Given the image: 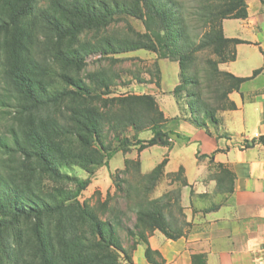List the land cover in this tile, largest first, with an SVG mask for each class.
I'll use <instances>...</instances> for the list:
<instances>
[{"label":"trees","instance_id":"obj_1","mask_svg":"<svg viewBox=\"0 0 264 264\" xmlns=\"http://www.w3.org/2000/svg\"><path fill=\"white\" fill-rule=\"evenodd\" d=\"M247 1L202 0L204 31L196 33L180 0H51L46 8L38 0H0V113L15 120L5 130L0 127V264H124L121 256L133 264L118 234L122 221L102 220L79 196L97 166L108 165L115 153L137 145L127 130L141 129L136 119L140 106L164 118L151 120L154 134L141 151L170 145L161 126L167 119L152 94L105 99L100 90H109L113 78L101 70L89 73L87 80L79 72L94 53L154 51L179 63L181 83L173 94L180 105H188L189 120L206 129L218 125L219 111L236 108L230 93L248 79L219 68V62L235 58V45L241 42L224 35L223 21L245 18ZM124 14L142 20L147 31L124 40H79ZM207 49L218 58L209 57L200 66L199 53ZM105 125L116 133L119 145L107 140ZM245 142L264 145V135ZM130 162L127 159L126 165ZM166 163L167 158L150 173L140 174L154 186L165 175ZM136 164L141 171L140 162ZM72 166L86 170L89 178L69 177L64 169ZM175 174L180 203L188 183L183 168L170 175ZM45 180L74 181L75 188L45 191ZM165 196L148 199L137 211L138 232L128 231L139 237L137 244L146 245L145 256L152 264L160 263V254L150 247L148 235L160 230L175 239L185 230L180 220L168 216ZM193 260L207 264L205 255H194Z\"/></svg>","mask_w":264,"mask_h":264},{"label":"crops","instance_id":"obj_2","mask_svg":"<svg viewBox=\"0 0 264 264\" xmlns=\"http://www.w3.org/2000/svg\"><path fill=\"white\" fill-rule=\"evenodd\" d=\"M223 31L241 42L235 58L219 62V68L248 78L229 95L236 108L219 111L218 125L208 129L193 124L188 105L173 94L181 83V67L174 61L179 81L157 95L167 119L162 130L171 143L160 144L167 152L148 172L142 153L149 147L140 151L144 174L167 158L165 174L183 168L188 183L181 196L189 222L184 234L174 239L155 230L148 235L159 264H194L198 254L207 264H264V145L245 142L264 135V1L248 0L247 16L225 19ZM145 251V244H137L133 264H152Z\"/></svg>","mask_w":264,"mask_h":264},{"label":"rangeland","instance_id":"obj_3","mask_svg":"<svg viewBox=\"0 0 264 264\" xmlns=\"http://www.w3.org/2000/svg\"><path fill=\"white\" fill-rule=\"evenodd\" d=\"M180 1L185 5V12L192 29L196 33L203 32V21L200 17L202 0ZM38 2L41 7L46 8L50 5L51 0H38ZM146 31V25L142 20L124 14L117 16L111 24L101 28L99 32L94 30L82 34L79 40L91 43L104 38L124 40L136 37V32L143 34ZM209 57L218 58L210 49H207L199 53L197 63L203 66ZM2 59L1 57L0 76L3 70ZM101 70L107 72L114 80V85L109 90H100L105 99L126 95L152 94L157 100L158 93L161 94L162 90L172 87L175 82L178 83L179 81V65L177 62L174 63L173 60L160 58L159 54L147 49L110 54L109 56H103L101 53L91 54L87 59L86 67L79 74L88 80L89 73ZM136 113V117H138L136 118L137 125L141 129L138 130L130 126L127 134L132 137L137 145L126 153L123 151L115 153L109 160L108 165L97 166L90 184L79 196L80 201L93 207L102 220H112L114 223L117 219L122 221V227L118 228V234L129 255L137 246L136 241L139 237L131 235L128 231L131 229L138 232V229L135 228L137 211L148 199L166 195L164 203L170 202L167 209L168 216L171 219L180 220V225L185 229L189 225L182 198H180V203L176 202L178 190L180 189L179 175L165 174L156 185L151 186L140 174L141 172L145 175L142 171H138L136 164V161H139L141 165L140 147L145 141L153 137L154 128L151 120L158 119L159 122H163L164 118H160L157 112L145 105L140 106ZM1 116L2 113H0V127L3 130L15 122L12 116L7 115V118ZM165 123L162 125L159 123V126L163 127ZM104 129L107 140L114 146L119 145L116 133L111 130L109 125H105ZM166 152L167 148L160 144L145 149L142 153L143 171L148 172L153 165H156L163 158ZM127 159L132 161L128 165H126ZM64 171L69 174V177H77L78 179H87L90 176L86 170L79 166H72L64 169ZM118 184L121 186L119 187ZM55 187L74 189L75 183L67 180L62 183L45 180L42 186L45 191H53ZM148 188L149 190H147ZM180 208L184 211L183 213H181ZM121 262L128 264L124 256H121Z\"/></svg>","mask_w":264,"mask_h":264},{"label":"built area","instance_id":"obj_4","mask_svg":"<svg viewBox=\"0 0 264 264\" xmlns=\"http://www.w3.org/2000/svg\"><path fill=\"white\" fill-rule=\"evenodd\" d=\"M171 140V139H170Z\"/></svg>","mask_w":264,"mask_h":264}]
</instances>
